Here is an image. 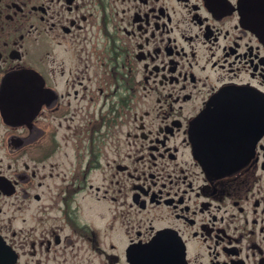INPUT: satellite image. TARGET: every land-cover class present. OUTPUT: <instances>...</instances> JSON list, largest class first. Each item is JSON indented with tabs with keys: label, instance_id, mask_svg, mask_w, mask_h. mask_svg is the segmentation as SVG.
Listing matches in <instances>:
<instances>
[{
	"label": "flooded vegetation",
	"instance_id": "obj_1",
	"mask_svg": "<svg viewBox=\"0 0 264 264\" xmlns=\"http://www.w3.org/2000/svg\"><path fill=\"white\" fill-rule=\"evenodd\" d=\"M231 86L264 99V0H0L16 264H264V133L217 177L190 137Z\"/></svg>",
	"mask_w": 264,
	"mask_h": 264
},
{
	"label": "water",
	"instance_id": "obj_2",
	"mask_svg": "<svg viewBox=\"0 0 264 264\" xmlns=\"http://www.w3.org/2000/svg\"><path fill=\"white\" fill-rule=\"evenodd\" d=\"M236 93V92H235ZM234 93L230 94L233 95ZM237 95V94H236ZM237 109V106H234V110ZM226 108L223 104L217 105L214 109L210 108L200 116L192 126L191 129V139L193 142L195 155L202 162L204 167L209 171L215 173L225 172L234 168L241 167L249 160L250 151L248 145H251V141L259 138V132L264 131V116L261 117L262 122L252 124L250 122L251 118L246 116L242 117V120H246L247 123H241V120L238 116H231L229 118V125L217 127V123H221L223 120L222 112ZM245 110L249 112V108L246 105L245 107H240V111ZM218 116V118H216ZM237 120L238 125L234 123V120ZM243 133V130L255 131V135H246L245 141V151L240 150L242 154L245 152L244 157H235L234 153L238 154L237 149H233L230 146V143L227 144L226 141L230 139L232 133L237 144L243 143V137L238 132ZM217 130L224 135V138H220L219 133H215ZM15 253L13 250L4 244L0 240V264H15Z\"/></svg>",
	"mask_w": 264,
	"mask_h": 264
},
{
	"label": "rangeland",
	"instance_id": "obj_3",
	"mask_svg": "<svg viewBox=\"0 0 264 264\" xmlns=\"http://www.w3.org/2000/svg\"><path fill=\"white\" fill-rule=\"evenodd\" d=\"M9 216H13V208H11V210L8 213Z\"/></svg>",
	"mask_w": 264,
	"mask_h": 264
}]
</instances>
